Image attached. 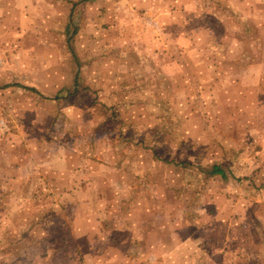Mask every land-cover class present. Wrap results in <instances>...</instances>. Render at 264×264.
I'll return each mask as SVG.
<instances>
[{"label":"rangeland","instance_id":"rangeland-1","mask_svg":"<svg viewBox=\"0 0 264 264\" xmlns=\"http://www.w3.org/2000/svg\"><path fill=\"white\" fill-rule=\"evenodd\" d=\"M42 2L29 0L24 24L0 14V259L7 211L50 200L54 225L37 235L55 243L33 264H264V0H98L109 10L99 20L86 0ZM132 9L143 23L148 9L182 12L190 65L205 60L193 72L201 86L156 77L154 54L136 47L135 63L120 58L117 15ZM207 39L221 45L204 49ZM174 157L223 164L229 178H201ZM73 213L91 220L86 235Z\"/></svg>","mask_w":264,"mask_h":264},{"label":"crops","instance_id":"crops-1","mask_svg":"<svg viewBox=\"0 0 264 264\" xmlns=\"http://www.w3.org/2000/svg\"><path fill=\"white\" fill-rule=\"evenodd\" d=\"M43 4L44 1L48 0H42ZM85 4V12L86 16L88 18V15L94 19V14H96V19L99 20V14L101 13H109L108 9H104V5H101V7H95V3H98V0H86ZM52 4V2H50ZM78 3H73L72 5H65L66 9H68V15L71 16L72 20H79L77 12L74 13L76 10ZM13 9L16 12H18L21 15V21L27 22V18H29L27 15L31 14V7L29 5V0H0V14H5L6 23L10 21V10ZM46 9V8H45ZM53 9H57V7H53ZM96 9V11H94ZM98 12V13H96ZM141 9H132L129 10L127 13H124V15L121 16L122 13L118 12L120 15H117V17L121 18L124 16V21L118 26V29L124 31L123 33V39L124 42L123 45H121V49L119 50L120 58L124 62H129V60L132 58L134 60V63L136 60H138V57L135 55L132 57L130 54V48L134 47L137 48V51L135 52L138 56L141 57L143 60H147V52L150 54H154V56H150L149 60V68H151L153 74H156V77L171 79L172 81L175 80V77L182 83L187 84V82L196 83L198 86H201L202 80L200 78H196L195 74L193 73L196 69L199 68L200 64L205 62V60L202 57H198V54L195 55L196 61L193 62L192 65H190V62L188 60V56H190V53L192 49H190V41L192 39L188 37V30H187V22H184V17L182 15V12L176 11L175 9H148L147 14L149 16H152L151 23H143L142 17L139 21L136 17V13H141ZM174 12V13H173ZM117 13V12H114ZM171 14V15H170ZM130 15H133L132 17ZM233 15H237V13L233 12ZM69 17V16H68ZM241 18V17H238ZM240 23H238V27L242 26L241 28H247L249 29L251 26L247 24L246 20H238ZM25 27V26H24ZM23 27V28H24ZM94 27V25H92ZM141 27V28H140ZM112 28V27H111ZM93 29V28H91ZM239 30V29H237ZM238 33V32H237ZM145 36V37H143ZM239 37V36H238ZM241 40L240 38H238ZM196 40V39H195ZM207 43L205 42L203 44V48L205 49V46H209L210 49H214L221 45L218 42L215 41H209L207 39ZM242 41V40H241ZM148 44L149 47H144V45ZM165 46V50L162 49V46ZM182 44V45H181ZM244 44V43H243ZM205 45V46H204ZM144 48V50H140ZM174 48L177 49V51L174 50ZM159 58L160 64H158V61H156V58ZM193 57V56H192ZM217 57V56H216ZM216 57L213 58V63H216ZM164 58L165 61V72L163 71V67L161 65V60ZM248 59V57H247ZM142 70V67L134 69L132 75L133 76H140V71ZM181 70L182 72L178 71ZM182 74V77L190 73H193V76L195 78L190 77V81H185L179 76V74ZM190 83V84H191ZM175 84V81H174ZM35 88V87H33ZM39 93H41L37 88H35ZM37 92V93H38ZM184 93V92H182ZM42 94V93H41ZM175 94V93H173ZM53 158V156L51 157ZM53 162V160H52ZM35 180V179H34ZM37 184H31L29 186L30 189H42L41 183H39L38 180H35ZM23 188L27 189L25 184L23 185ZM28 199V198H27ZM55 200V199H54ZM76 199H74V202ZM37 204L39 203V200H35ZM20 205L15 206L16 209ZM53 204L51 201H48L47 208H43L41 206H38L35 210L31 211V213H22L21 211L9 210L5 214L6 217H10V220L8 221H14L15 224L10 223L6 225V237H9V247L7 249V259L1 260L0 264H30L33 261L38 262L39 260H43L44 257L41 255L43 247L45 245V242L47 245L53 244L54 239L52 240H46L44 239V244L41 243V239L43 237V234L40 235V237L37 235L39 232H42L41 228L43 225L45 226H53ZM34 211H36L34 213ZM77 211V210H75ZM72 223L76 222L75 229L73 231L79 233V237L86 235L89 232L87 223L91 220L88 219H80L81 216L79 213L75 214L73 213L71 215ZM31 221H36L35 225L31 228ZM41 221V222H39ZM86 223V224H85ZM13 239H16L13 241ZM16 242V243H15ZM14 244H17L18 248H13ZM16 246V245H15ZM89 250L92 252L91 248L89 247ZM150 252V249L148 250ZM168 251V249H165V252ZM76 253V251H75ZM167 254V253H166ZM39 261V262H40ZM142 264V263H140Z\"/></svg>","mask_w":264,"mask_h":264},{"label":"trees","instance_id":"trees-1","mask_svg":"<svg viewBox=\"0 0 264 264\" xmlns=\"http://www.w3.org/2000/svg\"><path fill=\"white\" fill-rule=\"evenodd\" d=\"M28 88V87H26ZM30 90L34 92H38L35 88H30ZM168 164H174L176 167L182 168L184 171L195 172L199 175V177L203 178H213L216 176H220L222 179H228L230 172L228 169L220 163H214L210 166H201L192 164L186 160H178V158L174 157L170 160L166 161Z\"/></svg>","mask_w":264,"mask_h":264}]
</instances>
